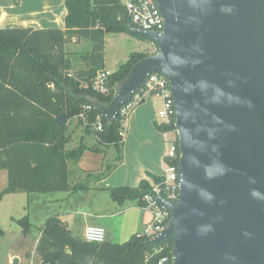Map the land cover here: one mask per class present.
<instances>
[{
  "label": "water",
  "instance_id": "water-1",
  "mask_svg": "<svg viewBox=\"0 0 264 264\" xmlns=\"http://www.w3.org/2000/svg\"><path fill=\"white\" fill-rule=\"evenodd\" d=\"M156 2L162 31L128 26L156 51L131 66L108 104L90 102L112 122L148 74L164 75L179 184L175 202L158 197L170 216L150 242L173 235L171 264H264V0Z\"/></svg>",
  "mask_w": 264,
  "mask_h": 264
},
{
  "label": "trees",
  "instance_id": "trees-1",
  "mask_svg": "<svg viewBox=\"0 0 264 264\" xmlns=\"http://www.w3.org/2000/svg\"><path fill=\"white\" fill-rule=\"evenodd\" d=\"M64 28L0 29V169L6 171L7 183L0 190V201L5 194H47L69 192L76 188L69 182V164L75 163L86 151H102L100 145H112L116 151L114 163L103 162L95 178H105L122 159L124 118L117 113L112 122L100 116L102 130L93 123L99 113L91 104L95 99L108 104L118 84L131 66L148 51H132L106 77L107 92L93 88L98 71L104 70L105 35L127 33L141 41L154 44L141 34L128 31L131 25L123 0H65ZM71 38L90 42V50L79 54L84 67L72 74V62L64 46ZM154 51V52H155ZM153 53V52H152ZM144 99V98H143ZM143 99L140 101L142 102ZM139 102V103H140ZM90 105L89 109L84 106ZM64 114L66 121L76 117L96 143L87 145L82 140L67 149L70 142L67 123L58 126L54 119ZM83 113L85 120L80 117ZM175 117L168 122L155 123L161 133L168 132L176 147V157L165 159L178 166L179 148ZM160 186V196L169 202L163 186V176L149 174ZM110 199L118 204L133 200L140 207L142 197L151 184L141 179L136 186L107 187ZM23 231L30 229L28 215L17 219ZM168 218L166 219V222ZM1 232V229H0ZM143 232L133 233L122 243L87 242L75 235L57 214L47 217L41 227L36 252L41 263L49 264H171L173 235L151 243Z\"/></svg>",
  "mask_w": 264,
  "mask_h": 264
},
{
  "label": "crops",
  "instance_id": "crops-1",
  "mask_svg": "<svg viewBox=\"0 0 264 264\" xmlns=\"http://www.w3.org/2000/svg\"><path fill=\"white\" fill-rule=\"evenodd\" d=\"M64 1L0 0V29H63L66 15ZM82 41L84 40L71 38L64 46L72 62L70 70L72 74L82 69L84 64L80 61L79 54L66 50V45L79 44ZM77 63L80 66L74 67ZM104 70L113 71L107 69L105 54ZM161 102L162 99L158 96H146L129 113L123 122L122 159L105 178L97 179L95 174H90V172L98 171L103 162L114 163L116 161V151L112 145H100L102 151L97 152L86 150L76 164H69V182L71 185H76L75 189L69 192L47 193V195L38 194L34 197L38 205L45 206V219L50 215L57 214L71 232H75L73 234L81 237L87 225L102 226L105 229V240L111 243H122L127 240H123L124 237H122L126 236L122 228L125 215H128L131 223L134 222V225L128 230L127 236L143 232L151 219L150 211L138 206L133 200H126L120 204L112 201L105 188L124 185L136 186L141 179H146L151 184L153 182L149 174H163L165 140L163 134L155 127V123L158 121L154 117L155 110ZM87 137L89 138L87 145L96 143L94 135ZM80 140L83 141V137H80ZM6 183V171L0 169V190L6 186ZM23 194L26 193L5 194L0 201V207L6 199L13 200L17 195ZM26 201H31L30 194H26ZM62 201L69 205L68 208L67 205H64L66 207L63 209L60 206H55ZM82 203L85 204V207L80 208L78 205ZM89 216H95L96 220L90 222L93 219H88ZM105 217L117 219L120 227L116 233L112 234L105 228L107 225L104 222Z\"/></svg>",
  "mask_w": 264,
  "mask_h": 264
},
{
  "label": "rangeland",
  "instance_id": "rangeland-1",
  "mask_svg": "<svg viewBox=\"0 0 264 264\" xmlns=\"http://www.w3.org/2000/svg\"><path fill=\"white\" fill-rule=\"evenodd\" d=\"M105 40V57L107 69L110 71L114 70L120 63L125 61L128 54L132 51H139L140 49L150 53L155 51L154 44L141 41L127 33L106 34ZM84 41L79 44H67L66 50L77 54L87 52L90 50L91 44L88 41ZM79 66L80 65L77 63L74 67ZM161 106L162 102L154 113V117L158 122L161 121V118L157 115V112L161 109ZM66 123L68 127L67 133L70 136V142L66 145L67 149L77 146L80 137H83L84 143H88L89 138L87 136H93L92 133L85 132L84 125L79 124L76 117L66 121ZM35 196H38V194H30L31 201L27 202L26 194L17 195L13 200L6 199L4 203H2L0 207V264H13V258H17V264H39L36 245L42 224L45 221L46 208L36 203V200H34ZM64 203L65 202L62 201L55 206H60V208L63 209L66 207L64 205H67L68 208L69 205ZM78 206L83 208L85 204L82 203ZM26 213L28 214L31 224L30 229L24 232L23 227L18 223L17 219L23 217ZM123 218H125V220L122 228L126 236L122 237H124L123 240H126L129 238L127 232L134 225V222L131 223L129 221L128 215H125ZM88 219H93L90 220V222L96 220L95 216H89ZM104 222L107 224H105V228L112 234L116 233L120 227L117 219L105 217Z\"/></svg>",
  "mask_w": 264,
  "mask_h": 264
},
{
  "label": "built area",
  "instance_id": "built-area-1",
  "mask_svg": "<svg viewBox=\"0 0 264 264\" xmlns=\"http://www.w3.org/2000/svg\"><path fill=\"white\" fill-rule=\"evenodd\" d=\"M127 13L130 16L132 28L140 29L143 31H162L164 24L163 18L160 14L156 0H123ZM108 71H98L94 80L93 88L100 92H107L106 77ZM149 95H155L162 99L161 109L157 112V115L161 118L160 122H168L172 114H174L173 98L168 85L167 78L159 73H150L140 85L139 89L132 94L131 98L120 105L117 113L125 119L132 111V109L139 104V102ZM91 106H84L85 109H89ZM94 107V106H93ZM101 113L96 115V121L93 123L95 130H102V124L100 121ZM80 117L85 120L83 113ZM163 138L165 140V152L163 156V162L165 163L163 169V188L169 199H176L179 184V169L178 166L172 165L165 161V159H174L176 157V147L170 141V134L163 132ZM160 186L151 183V190L145 193L142 200L145 202L143 206L151 213V219L143 230V233L150 238L155 237L167 223L166 219H169L170 211L167 206L161 202L158 197L160 196ZM82 238L87 242L101 243L105 241V229L98 225H87L82 233ZM166 260L162 258L158 264H162ZM39 264H49L41 263ZM59 264V263H56Z\"/></svg>",
  "mask_w": 264,
  "mask_h": 264
}]
</instances>
